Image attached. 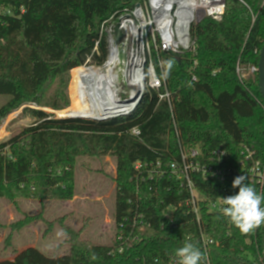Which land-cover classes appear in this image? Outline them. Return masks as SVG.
Masks as SVG:
<instances>
[{
  "label": "trees",
  "instance_id": "1",
  "mask_svg": "<svg viewBox=\"0 0 264 264\" xmlns=\"http://www.w3.org/2000/svg\"><path fill=\"white\" fill-rule=\"evenodd\" d=\"M144 1L0 0V96L10 97L0 108V119L20 108L35 119L32 126L0 143V198L72 200L76 160L109 156L116 160L115 224L137 208L152 222L123 253L114 239L109 245L90 243L80 239V232L65 229L70 236L67 255L51 258L29 247L0 264H167L178 258L175 251L185 242L204 253L195 216L184 208L175 211L176 224L160 228L164 211L187 198L170 169L181 160L180 147H199L204 155L225 148L226 162L235 166L242 146L248 145L264 162V100L258 74L243 80L237 74L238 65L258 67L264 45V0H225L221 21L206 18L194 28V54L161 53L163 62L173 61L165 80L170 103L159 99L163 88L148 90L132 115L108 121L56 118L28 106L68 107L71 70L89 56L96 64L107 57L105 36L99 55L93 53L101 24ZM54 82L57 87L47 99V86ZM135 127L139 137L130 134ZM137 163L142 165L139 170ZM245 183L264 195V185ZM195 184L202 199L201 227L213 241L208 246L210 263L264 264V224L243 235L221 212L209 210L207 199L235 195L239 188L199 177ZM38 220L41 215L26 216L11 228L20 231ZM47 224L44 237L54 223ZM85 230L84 224L82 233Z\"/></svg>",
  "mask_w": 264,
  "mask_h": 264
},
{
  "label": "built area",
  "instance_id": "2",
  "mask_svg": "<svg viewBox=\"0 0 264 264\" xmlns=\"http://www.w3.org/2000/svg\"><path fill=\"white\" fill-rule=\"evenodd\" d=\"M224 13L225 0H145L143 4H137L132 10L118 16L113 15L105 20L101 24L100 38L96 42L93 53L99 55V42L105 36L108 44L106 59L101 64H96L89 56L86 62L76 69L83 68L97 72L102 76H109V81L106 84L102 81H93L91 78L78 86L77 94L83 97L81 101L84 104L79 112L89 117L73 118L109 120L128 114L134 106V103L118 102L121 94L117 92V86L113 83L112 74L118 61V49L113 47L111 37L117 24L129 32L130 44L126 74L128 87L141 93L148 90L160 91L163 88L164 92L159 94V99L167 100L170 103L171 93L166 88V81L160 79L154 57H157V65L162 73L161 53L194 54L197 49V40L193 36L194 28L206 18L221 21ZM246 71L249 75L257 74L258 67L244 68L238 65L239 79L245 78ZM192 81H197L196 76L192 77ZM95 90L99 97L97 96V100L90 103L88 101L89 92ZM105 104L112 106L107 107ZM70 115L71 113H65L60 118H72L69 117ZM130 134L139 137L141 132L139 128L135 127L131 129ZM180 155V162L172 163L170 169L172 177L178 181L181 188L179 192L185 191L187 198L178 206L168 207L164 211V220L161 221L160 228L163 230L167 226L176 224L174 213L180 208H184L187 214L192 213L199 227L202 248L207 258L205 264H211L208 246L213 241L201 227V207L199 205L201 195L196 187L195 177H199L203 182L215 180L221 183H232L236 177L244 175L246 180L256 183L262 188L264 185V162L257 158L256 151L248 145L242 146L241 159L235 166L226 162L229 153L222 147L204 155L199 147L186 150L181 146ZM157 166L160 167V163H157ZM141 167L142 165L137 163L135 169L139 170ZM157 173V175H161L160 171ZM207 200L210 211L221 212L222 198ZM151 227L152 222L138 208L132 215L125 216L118 225L114 221V240L119 243L116 247L117 251L123 253L130 249L139 241L140 236ZM177 262L178 258L167 264H177Z\"/></svg>",
  "mask_w": 264,
  "mask_h": 264
},
{
  "label": "rangeland",
  "instance_id": "3",
  "mask_svg": "<svg viewBox=\"0 0 264 264\" xmlns=\"http://www.w3.org/2000/svg\"><path fill=\"white\" fill-rule=\"evenodd\" d=\"M248 67L250 66H244V68ZM72 70L70 72V82L67 87V95L69 97L70 103L65 109L69 108L73 103L75 71ZM250 75L255 77L253 74ZM250 75L246 71L244 79H248ZM56 87V82L47 86L45 93V97H47V99L51 97ZM70 97L72 98V103ZM9 99L10 97L8 96H0V108L5 105ZM28 106L41 109L56 118H60L58 113L62 110H65H54L51 108L38 107L36 105L30 104H28ZM34 122L35 119L33 117L23 113V108L15 110L7 117L0 119V143L8 141L10 138L19 134L27 127L32 126ZM74 173V188L76 196L72 200H74L75 204H67V202L72 200L47 199L44 201L61 202L58 205V208H56L57 206H51L50 213L52 215H50V219L52 220L50 221L44 219L42 212L37 214L41 215V220L36 222H42L45 226V230L42 231V234L40 233L37 238L39 242H43V240L46 239H51L50 241L56 243L60 235L62 238L66 237L64 244L69 247L68 252L64 254L63 252L65 251L57 245L53 250V255H67L70 251V236L67 235L65 229H69L73 233L80 232V239L90 243L109 245L114 239L115 230L113 213L116 195V183L114 181L116 177V160L109 156L103 158L80 157L76 160ZM4 200L7 205H10V208H6L4 205L0 206V225H2V228L0 229V261L14 260L18 253L29 248L27 245H25L26 238L19 237L18 233L36 223L34 222L30 224L20 231L12 230V224L24 219L26 216H30L20 211V208L18 207V201L35 199L17 198L14 201H8L6 199ZM44 201H38L42 208ZM82 201L85 202V205L81 206V210H77V212H75V209L80 207V203ZM59 209L61 211H59ZM85 209L90 211V213L85 214L87 212L84 213L82 211ZM75 213H78L76 214L78 217L72 222L71 217H73ZM16 214L17 216H21L18 218V220L16 219ZM12 216L15 217V220H12ZM59 220H61V222H59ZM46 222L54 223L51 232L47 235L48 237H44L45 231L49 229ZM84 224L86 226V230L82 233L81 229L84 227ZM61 232H63L65 236H63ZM84 233L85 235L83 236Z\"/></svg>",
  "mask_w": 264,
  "mask_h": 264
},
{
  "label": "clouds",
  "instance_id": "4",
  "mask_svg": "<svg viewBox=\"0 0 264 264\" xmlns=\"http://www.w3.org/2000/svg\"><path fill=\"white\" fill-rule=\"evenodd\" d=\"M161 66L164 70L160 79L166 80L173 67V61L163 62ZM245 181L244 175L233 180L232 187H238L239 191L235 195L222 198L220 211L241 234L248 235L264 224V195L257 193L255 188ZM175 255L178 257L177 264H201L207 259L205 253L191 242H185L182 247L176 249Z\"/></svg>",
  "mask_w": 264,
  "mask_h": 264
},
{
  "label": "water",
  "instance_id": "5",
  "mask_svg": "<svg viewBox=\"0 0 264 264\" xmlns=\"http://www.w3.org/2000/svg\"><path fill=\"white\" fill-rule=\"evenodd\" d=\"M111 38L113 42V47L118 49V61L116 63L115 69L112 74L113 83L117 86V92L121 94V97L119 98L118 102L124 104L134 103L133 108L129 110L128 114H125L117 118L128 117L136 111L145 93H141L134 88L128 87L127 84L126 74L128 69V49L130 44L128 30L121 28L120 24H117L114 28V32ZM257 74H258L259 91L264 100V45L260 52ZM117 118H113V119H117ZM70 119H81V118H70ZM83 120L108 121V120H95V119H83Z\"/></svg>",
  "mask_w": 264,
  "mask_h": 264
},
{
  "label": "crops",
  "instance_id": "6",
  "mask_svg": "<svg viewBox=\"0 0 264 264\" xmlns=\"http://www.w3.org/2000/svg\"><path fill=\"white\" fill-rule=\"evenodd\" d=\"M77 198V197H76ZM61 202H57V201H44L43 203V208L41 207L40 203L38 201L35 200H19L18 201V207L20 208V211H22V213H25L27 215H37L39 213H43V217L46 220H52L50 219V215H52L51 212V206H57L56 208H58V205ZM67 204H75L74 200L67 202ZM5 206L6 208H10V205H7L4 199L0 198V206ZM85 202L82 201L80 203V207L75 209V212H77V210H81V206H84ZM12 206V205H11ZM85 208V207H84ZM43 209V210H42ZM59 211H61L59 209ZM85 214L90 213V211L88 210H82ZM80 212V211H79ZM78 213H75V215L73 217H71V221H75L77 219V215ZM21 216H17L16 214V219L18 220V218H20ZM12 220H15V217L12 216ZM57 229V228H56ZM45 230V226L42 222H36L34 224H32L31 226L23 229L21 232L18 233L19 237H25L26 241H25V245H27L28 247H33L38 249L41 253H43L45 256L47 257H51V258H56V257H60L62 255H64L66 252H68L69 247L64 244V241L66 240V237H63L60 235L59 239L56 243L50 241L51 239H46L43 240V242H39L38 241V236L42 231ZM85 235V233L83 234V236ZM17 236V238H18ZM51 236V235H50ZM63 236H65L63 234ZM48 237V236H47ZM60 246L62 250H64L65 252H63L64 254L62 255H53V250L55 248V246Z\"/></svg>",
  "mask_w": 264,
  "mask_h": 264
},
{
  "label": "bare ground",
  "instance_id": "7",
  "mask_svg": "<svg viewBox=\"0 0 264 264\" xmlns=\"http://www.w3.org/2000/svg\"><path fill=\"white\" fill-rule=\"evenodd\" d=\"M75 77H74V81H75V88L73 90V103L72 105L59 112L58 114L61 115L60 117H63L65 113H71V115L69 117H82V118H86L89 117L86 114H82L80 113V109L82 108L83 102L81 101V98L78 96V92H77V88L79 85H82L84 81L89 80L91 78H93V81H102L105 82L106 84H108L109 81V76H102L101 74L97 73V72H93L92 70H87V69H75ZM97 96L99 97L97 91L95 90L94 92H89L88 95V101L91 103L92 101H96L97 100ZM112 106L111 104H105V106ZM103 107V106H102Z\"/></svg>",
  "mask_w": 264,
  "mask_h": 264
}]
</instances>
